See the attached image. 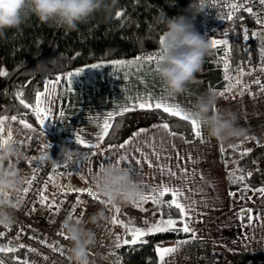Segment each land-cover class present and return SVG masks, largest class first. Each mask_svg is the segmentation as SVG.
<instances>
[{
    "label": "crops",
    "instance_id": "crops-1",
    "mask_svg": "<svg viewBox=\"0 0 264 264\" xmlns=\"http://www.w3.org/2000/svg\"><path fill=\"white\" fill-rule=\"evenodd\" d=\"M136 57L98 60L76 66L58 75L63 78L69 72L84 69L81 75L73 80L71 91L63 86L57 88L58 99L44 128L39 125L38 129L32 127V130H29L23 126L26 122L19 118L13 120L10 116L0 117V121H3L0 124V139H8L10 134L20 141L23 158L18 163V168L25 177L23 186L27 184L33 166L51 140L56 143L58 151L63 145L76 149L79 155L67 163L59 159L60 167H56L43 191L46 197L44 201L49 203L56 194L70 191L69 185L72 189L87 192L92 184V191L97 195L93 176L98 170V164L103 162L106 165L118 158L115 149L119 145L104 147L97 140L99 126L108 111H117L126 103L131 104L133 98L138 96L163 97L168 103H176L185 110H192L198 95L211 92L217 97L216 108L230 110L236 114L239 126L246 129L245 136L227 143H219L209 139L201 128L205 141L201 143L195 140L194 136L185 139L180 134L172 136L170 131L148 126L144 129H151L150 134L141 135L133 145L139 150L130 152L129 156L133 158L122 161L120 165L128 168L134 178L142 181V185L158 186L165 182L171 186H180L188 197L187 200L182 198V202H196L193 205L195 210L191 214L190 227L196 232L197 238L181 245L177 252L165 255L163 264H264V195L255 191L264 186L255 189L249 187V190L245 191V180L240 182L229 175L230 172L234 173L235 177L243 175L237 171V156L264 144V91H251L249 85L238 100L234 101L231 99V92L223 97L214 94L223 91L228 81L222 90L213 93L210 81L204 75L195 76L196 82L189 84L184 93L169 96L155 71L154 63L144 64L139 69L135 66L121 67L113 64L114 61L127 62ZM94 64L99 67L92 68ZM245 81L250 84L247 79ZM61 110L64 111L62 118L59 115ZM76 135L98 146L84 147L77 144L74 142ZM136 160L141 163L137 164ZM149 163L152 164L151 167ZM161 166L170 168L177 175H161ZM183 170H186L187 175ZM230 193L236 195L232 196ZM242 208L251 210L249 214L253 218L258 217L252 220L251 227L248 226L247 215L243 221L237 215ZM96 212L90 206H82L74 217L87 221ZM104 213L108 217L107 221H101L96 226L88 225L93 227L97 234L98 243L93 249L96 264H125L115 262L112 256L117 255L118 243L121 247L127 245L125 240L132 239L125 226L129 220L134 221L136 226L145 227V222L150 226L163 218L158 206L151 200L141 204L140 208L134 204H112L110 210ZM114 217L117 223L112 222ZM177 227L181 225L178 224ZM189 238L190 234H185L156 240L155 250L157 245L162 248L175 247L176 241ZM15 251L18 257L23 258V262L48 264L32 251L20 248ZM156 254L157 261L153 264H161L157 251Z\"/></svg>",
    "mask_w": 264,
    "mask_h": 264
},
{
    "label": "trees",
    "instance_id": "trees-1",
    "mask_svg": "<svg viewBox=\"0 0 264 264\" xmlns=\"http://www.w3.org/2000/svg\"><path fill=\"white\" fill-rule=\"evenodd\" d=\"M193 0H105L110 6L93 14L87 22L79 24L77 29L67 31L63 28L50 27L40 23L35 16H29L18 29H12L0 36V117H16L39 128L35 114L23 107L20 99L26 103H35V94L44 87L48 79L79 65L98 60L126 59L145 56L159 50V37L163 25L156 22V17L163 11L169 18L184 16L191 18L188 11ZM120 16H117V13ZM194 29L200 35V16L192 21ZM245 29L249 36L244 40ZM253 32L259 33L252 36ZM227 33V36L224 34ZM219 39H229V74L238 75V69L245 73L252 71L250 77L251 91L260 89L252 83L251 78L260 79L264 83V72L258 71L264 66V28L256 25L252 14H238L229 21ZM223 46L219 50L208 46L200 70L196 77L206 75L211 84L212 92L225 87L223 70ZM40 65L37 70V65ZM255 69V70H254ZM22 92V97L17 93ZM169 123L170 132L182 135L185 139L192 138L191 126L178 117H171L162 110L147 112L137 110L118 116L113 121L109 135L101 142L104 147L118 146L132 133L140 128ZM238 158V168L245 175V184L250 188L264 186V144L251 149L247 155ZM256 163H253V162ZM252 172L251 177L247 173ZM170 201V195L162 198ZM167 218L169 212L173 218L178 217L175 208H163L161 213ZM185 233L165 232L149 235L144 238L146 243L127 244L117 249L115 262L125 264H153L157 261L154 242L160 239L183 236ZM17 251L1 252L0 260L4 264H24L18 260Z\"/></svg>",
    "mask_w": 264,
    "mask_h": 264
},
{
    "label": "clouds",
    "instance_id": "clouds-1",
    "mask_svg": "<svg viewBox=\"0 0 264 264\" xmlns=\"http://www.w3.org/2000/svg\"><path fill=\"white\" fill-rule=\"evenodd\" d=\"M203 0H193L188 11L191 18L177 16L169 18L163 11L156 22L163 25L159 37L160 65L157 70L169 96L182 94L189 84L196 82L195 74L200 70L208 49L205 36L195 31L193 20L203 12ZM105 0H0V36L12 29H18L29 16L50 27L67 31L77 29L94 13L108 10ZM40 65H37L39 70ZM217 97L211 92L198 95L189 118L198 122L209 139L219 143L245 136L246 129L239 126L234 112L216 108ZM0 142V228L8 229L16 222V199L24 184L25 177L18 168L23 158L20 141L12 136ZM79 153L74 148L61 146L58 158L73 161ZM46 160L55 166L50 152ZM95 190L108 204L117 206L132 205L143 193L142 181L134 178L131 171L122 165L106 164L93 176ZM103 210L91 215L87 221L81 218L66 217L63 221L64 234L69 241L67 259L69 264H96L93 249L97 246V234L93 227L107 221ZM107 259V257H103Z\"/></svg>",
    "mask_w": 264,
    "mask_h": 264
},
{
    "label": "snow or ice",
    "instance_id": "snow-or-ice-1",
    "mask_svg": "<svg viewBox=\"0 0 264 264\" xmlns=\"http://www.w3.org/2000/svg\"><path fill=\"white\" fill-rule=\"evenodd\" d=\"M262 4H264V0H260ZM244 7V2L237 4L232 3L230 4L229 12L227 14V20L232 21L233 18L236 16L237 11ZM248 13L253 14V10L251 7H247L245 9ZM255 15V14H253ZM117 16H120V13H117ZM257 23L260 24L262 27H264V20H260L257 18ZM227 36V33L224 34ZM259 33L253 32L252 36H258ZM249 36L247 34V29H245V35L244 40H248ZM230 41L229 39H211L209 41L208 46H210L212 49L219 50V46H223V57H222V63H223V70H224V79L228 81L227 86L224 88L223 91L216 92L214 94L219 95L221 97L225 96L226 93H229L233 90V88L240 86V94L243 93L245 89L249 87V84L242 81V77L245 75H252V71H249L245 73L244 69L241 67L238 69V75L236 77H232L229 75V60L228 57L230 55L228 49H229ZM262 56H264V49H262ZM155 64L156 68L155 71L157 72L158 67L160 65V59L159 54L152 55L149 54L146 57L143 56H137L134 60L131 61H114L113 64L116 66L121 67H133L135 66L137 69L144 66V64ZM92 68H97L99 65H92ZM152 71V69H149ZM255 70V69H254ZM84 71V69H78L75 72H69L64 76L63 78L60 76H57L55 80H46L44 82L45 86L43 91H37L35 94V103L29 104L24 101V99H20V103L23 105L24 108L30 109L36 116L37 121L39 122V125L44 128L46 121L49 120V118L53 114V107L55 105L56 99H58V96L56 95L57 88L60 86L65 87L68 91L72 90V82L76 77H79L81 73ZM260 72H264V66L258 69ZM6 75L5 72L0 71V76ZM235 80L233 83L232 81ZM252 83L259 85L261 91H264V83H261L260 79H254ZM18 96L22 97V92L17 93ZM137 110H143L147 112H154L155 110H162L163 113H166L167 115L171 117H178L180 120L186 121L191 126V131L194 136L195 140H199L201 143H204V139L202 136L201 127L195 120H191L189 118L191 109L185 110L183 107H181L179 104L176 103H168L166 102L163 97H156V96H147L142 97L138 96L133 98V102L131 104L126 103L122 108H120L117 111H108L106 116L103 118L102 124H100V133L97 137V140L99 142H103L105 137L109 135V129L113 128V121L116 117L122 116L125 113L133 112ZM60 117H64V111L61 110L59 113ZM13 120H16V117L12 118ZM3 121H0V124H2ZM24 128L32 130L31 124L24 123ZM153 127H159L162 130L170 131L169 123L162 122L158 126ZM151 129H144L140 128L137 131L133 132L131 137L128 139H125L122 143L119 144L118 148L115 149L117 153V159L115 161H110L109 164L114 165H120L122 161L132 159L133 157L129 156L130 152H136L139 149L137 147H133L137 143V138L141 135H148L150 134ZM172 136H175V132H170ZM8 139H11V135L9 134ZM0 142L6 143V140L0 139ZM74 142L77 144H80L84 147H97L98 144L90 143L89 141L82 138L80 135H76L74 137ZM48 149L51 148V145L48 143L46 145ZM221 151L223 152L224 149L221 147ZM251 151V150H249ZM248 153H241V157L244 155H247ZM95 155V153H93ZM159 157L157 156V159ZM41 160L46 159L45 156H41ZM67 163V162H66ZM136 163H141L140 160H136ZM253 163H256L255 161ZM57 167H60V162H56ZM105 164L103 162H100L98 164V169L103 167ZM152 164L149 163V167H151ZM179 167V165H177ZM185 175H187L186 170H183ZM237 171H242L241 169H237ZM161 175H169L172 177H175L177 174L175 171H172L170 168H167L165 166H161L160 168ZM253 173L249 172L247 173V177H251ZM230 177H234L235 179L239 180L240 182H243L245 180V175H240L239 177H235V174L230 172ZM87 182V180H86ZM94 183V182H93ZM92 184H90L89 188L87 189V194L90 196H93L95 198V194L92 191ZM95 186V185H94ZM46 188V186H45ZM70 191H77L82 192L83 190L80 189H72L71 186H68ZM142 188L144 189L142 195L140 196L139 200L134 203V205L138 208H140L141 204L146 203L147 201L151 200L152 203L160 208L161 213H163V208L167 207L168 209L175 208L178 210V217L173 218L171 213L169 212L168 217L166 219H159L155 221L152 225L147 226V222H145V227H139L135 225V222L132 220H129L125 226L128 228L129 234L131 235L132 239L125 240V244H137V243H146L147 241L143 238L149 235H155L158 233H165V232H176L179 234L180 232H183L185 234H190V238L183 240V241H176L175 247H168V248H162L159 245L156 247V251L159 254L161 264H163L165 255H171L178 251V249L183 244L190 243L192 240L197 238L196 232L190 227V224L192 222V212H194L193 205L196 203L195 201H192L191 203H184L183 200H187L188 197L184 194V189L180 186H171L168 183L161 182L158 186H149V185H142ZM27 188L24 189L25 192H27ZM244 190L248 191L249 187L247 184L244 185ZM255 191L261 193V195H264V187L258 188ZM166 195L171 196L170 201H165L162 198ZM230 195L235 196V193H230ZM41 201H44L46 197H44L43 192L40 194ZM63 201H60L62 203ZM79 198L77 199V203H79ZM49 208L56 207V202L54 201L52 204L48 205ZM58 210V209H57ZM141 210H145L142 209ZM251 210L242 208L240 212L237 214L239 218L243 221L245 219V216H248L249 220V227L252 226V220L258 219V217L253 218L249 213ZM74 215V213H73ZM69 217H72L71 215ZM113 223H117V219L113 218ZM181 225V227H177V225ZM66 238V237H65ZM117 247H120V244L118 243L116 245ZM20 247H24V245H20ZM16 249L14 247L9 246H0V252H13ZM29 251H32V249H29ZM18 260H22V257H18ZM0 264H4L2 260H0ZM24 264H31L30 261H24Z\"/></svg>",
    "mask_w": 264,
    "mask_h": 264
},
{
    "label": "built area",
    "instance_id": "built-area-1",
    "mask_svg": "<svg viewBox=\"0 0 264 264\" xmlns=\"http://www.w3.org/2000/svg\"><path fill=\"white\" fill-rule=\"evenodd\" d=\"M242 2H244V7L240 8L236 15L250 14L245 9L251 7L253 14H255L252 15L256 25L264 28L257 23V18L264 20V4L260 0H203V12L199 14L200 30L202 36H205L207 44L211 39H219L218 35H221L220 33H223L227 27L229 20L226 17L230 10V4ZM150 54L157 55L159 50ZM48 143L51 148L48 149L45 146L41 156L46 157L50 152L51 158L59 161L56 143L51 140ZM40 158L33 166L27 184L22 187L16 197L20 202L16 210V222L11 228H0V246L27 251L32 249V252L48 264H69L66 255L69 241L65 238L62 226L65 218L70 215L74 217L77 210L82 206H90L95 211H108L112 204H108L98 194L94 198L83 191L56 194L49 203L41 201L40 194L44 191L45 186L47 187L48 180L53 176L57 164L53 166L46 159L41 160ZM26 188L28 189L27 192L24 191ZM78 198L79 203H77ZM54 201L56 207L49 208L48 205ZM60 201L63 202L60 203ZM20 245H24V247H20ZM92 258L94 260V254H92Z\"/></svg>",
    "mask_w": 264,
    "mask_h": 264
},
{
    "label": "rangeland",
    "instance_id": "rangeland-1",
    "mask_svg": "<svg viewBox=\"0 0 264 264\" xmlns=\"http://www.w3.org/2000/svg\"><path fill=\"white\" fill-rule=\"evenodd\" d=\"M263 42H264V37H263ZM1 71H2V69H1ZM247 73V72H246ZM231 75V74H230ZM231 76H233V77H236L235 75H231ZM242 81L243 82H246L245 81V79H247V81H248V83H251L250 81V77H248V75H245V76H243L242 78ZM252 79V81L254 80V79H256V78H251ZM247 83V82H246ZM250 85V84H249ZM249 91V90H248ZM242 94H240V86L238 85L237 87H235V88H233V90L231 91V94H230V96H231V99L232 100H234V101H236V100H238V98L241 96ZM233 196V195H232Z\"/></svg>",
    "mask_w": 264,
    "mask_h": 264
}]
</instances>
